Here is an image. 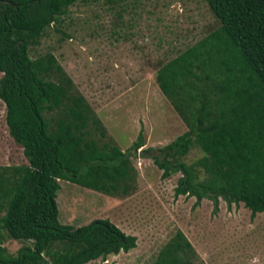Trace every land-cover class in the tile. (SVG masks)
<instances>
[{"label": "trees", "instance_id": "1", "mask_svg": "<svg viewBox=\"0 0 264 264\" xmlns=\"http://www.w3.org/2000/svg\"><path fill=\"white\" fill-rule=\"evenodd\" d=\"M75 1L0 0V100L7 133L26 160L11 167V180L0 175V229L30 241L14 255L0 244V264H44L43 255L48 264H86L135 248V237L107 219L75 229L58 221V180L126 195L135 184L129 159L144 144L139 134L125 153L98 146L87 129L98 124L94 112L82 96L68 93L71 80L55 57L28 53ZM204 1L219 25L155 73L187 129L151 158L161 178L179 173L175 197L193 196L194 205L210 200L213 212L220 198L253 217L264 213V0ZM193 147L201 156L184 162ZM176 235L151 264H205L185 257L190 245Z\"/></svg>", "mask_w": 264, "mask_h": 264}, {"label": "rangeland", "instance_id": "2", "mask_svg": "<svg viewBox=\"0 0 264 264\" xmlns=\"http://www.w3.org/2000/svg\"><path fill=\"white\" fill-rule=\"evenodd\" d=\"M218 25L204 0H76L29 47L31 57L53 55L71 80L68 93L91 106L98 124L87 129L98 146L125 153L139 134L143 137V146L129 159L135 184L128 194L119 188L108 196L58 180L59 223L75 229L107 219L136 239L134 249L86 264H151L178 239L177 231L190 245L182 251L192 263L264 264V213L250 217L242 204L227 206L220 198L213 212L210 200L194 205L193 196L175 197L179 173L161 178L151 158L187 129L157 87V68ZM4 117L0 100V175L11 180V167L26 160L8 135ZM201 154L193 147L181 159L191 163ZM4 203L0 195V217ZM0 233L8 254L30 245ZM42 257L48 262L47 255Z\"/></svg>", "mask_w": 264, "mask_h": 264}]
</instances>
